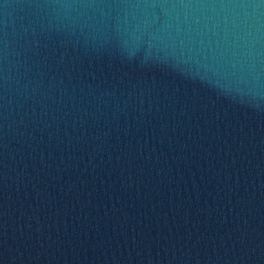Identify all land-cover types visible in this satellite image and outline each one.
Returning a JSON list of instances; mask_svg holds the SVG:
<instances>
[{
	"label": "water",
	"instance_id": "1",
	"mask_svg": "<svg viewBox=\"0 0 264 264\" xmlns=\"http://www.w3.org/2000/svg\"><path fill=\"white\" fill-rule=\"evenodd\" d=\"M0 264H264V0H0Z\"/></svg>",
	"mask_w": 264,
	"mask_h": 264
}]
</instances>
